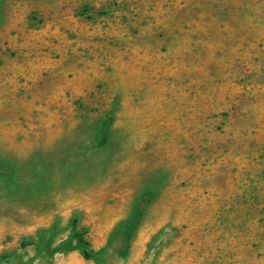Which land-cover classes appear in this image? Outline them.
I'll return each instance as SVG.
<instances>
[{
    "label": "rangeland",
    "instance_id": "rangeland-1",
    "mask_svg": "<svg viewBox=\"0 0 264 264\" xmlns=\"http://www.w3.org/2000/svg\"><path fill=\"white\" fill-rule=\"evenodd\" d=\"M0 264H264V0H0Z\"/></svg>",
    "mask_w": 264,
    "mask_h": 264
},
{
    "label": "trees",
    "instance_id": "trees-1",
    "mask_svg": "<svg viewBox=\"0 0 264 264\" xmlns=\"http://www.w3.org/2000/svg\"><path fill=\"white\" fill-rule=\"evenodd\" d=\"M146 193L150 195V197H154L156 195L154 190H149ZM78 247L81 250V253L88 258H96V253L88 248V243L83 238L82 234H78Z\"/></svg>",
    "mask_w": 264,
    "mask_h": 264
}]
</instances>
